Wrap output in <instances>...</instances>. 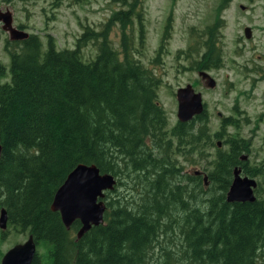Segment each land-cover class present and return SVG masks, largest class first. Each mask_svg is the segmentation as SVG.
Listing matches in <instances>:
<instances>
[{
    "label": "trees",
    "instance_id": "trees-1",
    "mask_svg": "<svg viewBox=\"0 0 264 264\" xmlns=\"http://www.w3.org/2000/svg\"><path fill=\"white\" fill-rule=\"evenodd\" d=\"M109 1L120 8L99 29L84 26L73 48H56L50 36L42 48L33 33L5 39L9 80L0 83V208L6 226L32 236L30 264H264L261 185L252 201L226 200L234 166L240 175L264 178L262 163L250 167L239 159L250 151L249 139L226 134L225 149L216 147L225 126H237V120L222 117L221 130L209 135L205 110L167 129L153 65L170 19L148 67L131 54V26L136 21L139 27L143 18L141 0ZM221 1L219 9L230 0ZM114 24L117 48L109 37ZM216 28L214 23L199 32L202 40L188 55L195 69L218 68ZM87 42L96 51L82 60ZM177 154L190 163L202 161L205 173L184 172ZM77 164L94 165L114 179L99 198L102 223L79 238V221L66 229L50 209L55 190Z\"/></svg>",
    "mask_w": 264,
    "mask_h": 264
},
{
    "label": "rangeland",
    "instance_id": "rangeland-1",
    "mask_svg": "<svg viewBox=\"0 0 264 264\" xmlns=\"http://www.w3.org/2000/svg\"><path fill=\"white\" fill-rule=\"evenodd\" d=\"M221 5V0H141L143 18L139 27L136 21L131 26V54L152 67L148 61L155 54L169 18L168 38L162 46L159 63L153 65V72L160 80L157 100L166 116V128H171L177 120L176 90L192 85L193 92H200L209 135L221 130L222 117L231 116L237 120V126H225L220 139L215 140L220 141L216 147L225 149L221 138H226V134L249 139L250 151L242 154L246 155L250 167L259 163L264 165V0H230L223 9H219ZM118 8L119 4L109 0H0V12L10 13L11 25L35 34L42 48L48 36L56 48H73L84 26L99 29ZM214 23L217 24L213 31L217 34L215 47L219 48L223 66L208 72L215 81V86L210 89L203 86L196 73L188 68V55L202 40L199 32ZM245 26L252 28L249 39L244 36ZM139 34L141 46L138 45ZM109 37L111 45L117 48L118 26L115 24L110 27ZM7 38V33L0 28V64L5 67L0 83L9 80L8 54L4 49ZM135 48L139 53L134 51ZM95 51V47L87 42L81 48V59L92 58ZM257 67L261 70L256 71ZM212 152L213 147L208 149V153ZM177 160L187 174L193 171L205 173L201 170L202 161L190 163L188 157L180 154H177ZM252 178L264 191V178ZM1 231L5 233L2 235ZM26 237L27 234L15 232L11 227L0 230V257Z\"/></svg>",
    "mask_w": 264,
    "mask_h": 264
},
{
    "label": "water",
    "instance_id": "water-1",
    "mask_svg": "<svg viewBox=\"0 0 264 264\" xmlns=\"http://www.w3.org/2000/svg\"><path fill=\"white\" fill-rule=\"evenodd\" d=\"M0 28L8 35L9 40H20L27 33L11 25V16L8 11L0 12ZM244 36L249 38L250 28H243ZM203 86L213 88L214 79L206 72L199 71ZM177 100V121H188L202 111L200 94L194 93L190 85L178 88L175 92ZM219 145V141L216 143ZM246 159L241 154L240 160ZM240 167L232 168V179L226 192L227 201H252L253 189L256 183L252 177L240 175ZM196 173V172H195ZM114 179L109 174H100L94 165L77 164L55 190L50 203V209L59 213L61 222L66 229L74 220L79 221V228L75 236L79 238L91 226L102 223L104 204L99 199L105 189H110ZM6 227V211L0 208V230ZM35 253V243L31 235L20 243L9 247L0 257V264H30Z\"/></svg>",
    "mask_w": 264,
    "mask_h": 264
},
{
    "label": "flooded vegetation",
    "instance_id": "flooded-vegetation-1",
    "mask_svg": "<svg viewBox=\"0 0 264 264\" xmlns=\"http://www.w3.org/2000/svg\"><path fill=\"white\" fill-rule=\"evenodd\" d=\"M264 12V11H263ZM263 16H264V13H263ZM249 28H250V36H249V38L251 37V27L250 26H248ZM248 38V39H249ZM190 57V60H189V66H188V68L189 69H191V70H193L195 73H196V75L199 77V79L201 80V78H200V76L198 75V72L199 71H204V72H206V73H208V72H210V71H214V70H218L219 68H221L223 65H222V62H219L218 64H219V66H218V68H211V67H209V68H207V69H195L194 67H193V64H192V62H193V59H192V56H189ZM261 69L259 68V67H257L256 68V71H260ZM201 82V81H200ZM215 82V81H214ZM203 85V84H202ZM215 86V85H214ZM190 87L193 89V87H192V85H190ZM263 88H264V79H263ZM211 89V88H210ZM194 90V89H193ZM194 93H196L195 91H194ZM200 93V92H199ZM202 101V100H201ZM205 110V107L204 106H202V111L200 112V113H202L203 111ZM206 111V110H205ZM199 113V114H200ZM198 115V114H197ZM195 116V115H194ZM241 156V155H240ZM239 159H240V157H239ZM247 159V158H246ZM246 159H244V160H246Z\"/></svg>",
    "mask_w": 264,
    "mask_h": 264
}]
</instances>
